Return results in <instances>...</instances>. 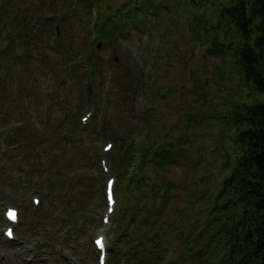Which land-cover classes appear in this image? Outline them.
Instances as JSON below:
<instances>
[{
	"label": "rangeland",
	"instance_id": "rangeland-1",
	"mask_svg": "<svg viewBox=\"0 0 264 264\" xmlns=\"http://www.w3.org/2000/svg\"><path fill=\"white\" fill-rule=\"evenodd\" d=\"M40 1L2 0L0 4V24L6 28V21L9 25L8 32L0 38V47L12 36L28 39L27 47L23 41L21 46L14 49L13 55L10 53L6 58L4 68L0 67V264H96L97 252L92 248V238L103 234L109 246L108 235L114 221L113 214L108 213L104 195L105 180L109 176L116 179L114 188L118 199L119 175L112 162L116 143L114 138L126 136L129 139L133 130L137 131L133 135H138L140 130L141 134L162 140L164 134L180 135L186 126L188 144L185 146L191 152L190 158H180L178 164L168 169L177 186L184 187L182 194L194 189L201 193L206 188L201 183L205 173L210 172L211 178L208 176L207 184L211 189L216 183L220 164L225 160L221 152L230 149L229 140L233 143V125L227 123L226 117L231 104L238 100L248 103L261 101L264 94L252 84L240 81L239 75L231 76V80L229 76H220L222 64L224 73L231 72L232 68L238 69L231 46L238 45L243 37L233 24L217 22L210 15V10L202 8L198 0H163L164 9L159 10L160 17L164 21L173 20L175 30L161 31L155 28L157 25L152 26V32L155 31L154 69L152 75L147 68L145 73L142 72L145 80L141 89L139 85L137 88L136 85L132 89L127 88V80L123 82L121 78L132 68L139 70L141 75L144 58L152 51L147 49L146 25L136 23L129 31L116 32L111 40L91 43L92 39L88 38L86 31H91V37L96 32L92 26L93 16L88 18L87 8L67 13L65 10L69 2L53 0L51 3L54 2L57 12H63V18L73 13L67 20H61L57 38L54 37L57 22L52 27L40 25L39 29H43L40 39L17 34L24 29L21 27L20 31V28H16L15 31V26H11L16 23L15 17L25 18L27 13L33 11L38 13ZM34 3L37 6H31ZM185 4L192 15L201 17L200 23L192 31L185 27L189 13ZM213 5L217 6L215 2ZM45 15H48L47 12ZM156 18L159 19L158 16ZM84 19H87V24H84ZM3 29L0 28V34ZM27 30L31 33L36 29L30 24ZM229 43L232 44L228 46ZM223 45L227 52L225 64L224 56L205 52L206 47L221 48ZM73 51L80 52L78 58L73 59ZM86 56L95 63L92 68H86L93 72L97 79L94 82L89 79L85 68H82L84 79L80 82L82 74L73 75L77 71L70 66ZM89 82L94 92L90 90L92 86ZM90 119L94 124L83 129L82 126ZM76 127L78 129L74 134L77 133V137H81L86 145H82V152L89 156L90 153L85 150L88 148L101 158L97 163L101 175L94 168L93 161H86L81 156L77 163L80 153L71 144L61 138L54 144V135H66ZM5 132L17 134L16 139L22 148L17 143H10ZM109 143L113 147L108 151L104 145ZM28 145H33L31 150H37L38 154L30 156ZM222 145L227 148H222ZM45 150L52 151L53 157L48 159ZM50 164L56 173L45 175V165ZM22 168L24 170L19 173ZM30 168L36 170L31 177L27 173ZM79 169L88 174L91 182V192L86 194L91 204L88 219L81 231L73 226L70 237L68 233L63 236L66 229L62 228L57 240L51 239L52 220L57 225L65 215V207L68 204L74 206L76 197L83 199L81 189L75 186L74 179L71 181L72 175L74 177ZM65 175L67 179L63 181ZM96 177L98 180H95ZM56 181L58 192L49 194L45 190L46 185ZM33 196L41 198L40 205L33 203ZM69 198L71 200L68 202ZM8 205L18 207L21 215L20 221L13 224L15 239L12 242L3 233L9 224L3 213ZM40 206L39 210L33 211ZM45 206L46 210L43 209ZM180 207L174 209L173 206L170 210L175 220ZM103 216L109 217L108 222L103 220ZM178 218L179 226L173 228L174 235L187 232L186 228H182V219ZM23 219V228L27 232L18 229ZM110 261L108 256L107 264Z\"/></svg>",
	"mask_w": 264,
	"mask_h": 264
},
{
	"label": "trees",
	"instance_id": "trees-1",
	"mask_svg": "<svg viewBox=\"0 0 264 264\" xmlns=\"http://www.w3.org/2000/svg\"><path fill=\"white\" fill-rule=\"evenodd\" d=\"M52 1L44 0L48 14L44 24L52 27L57 22L59 25L64 19L67 20L70 14L73 15V10L87 8L88 18L90 15L93 16L92 26L93 30L95 27L96 32L91 37V31H86L88 38L92 39L91 43L111 40L116 32L129 31L136 23L146 25L147 49L152 51L144 58L141 75L139 70L132 68L121 78L123 82L127 80L125 84L131 89L134 85L136 88L139 85L140 89L143 87L145 78L142 72L145 68L151 70L152 75L155 57L153 52L155 31L152 32V26L157 25L155 28L161 31L175 30L173 20L164 21V18L160 17L159 10L164 9L163 0H66L69 4L65 11L72 12L66 14L64 18L61 16L63 12H57ZM190 1L197 2V0ZM198 1L202 8L210 10V15L215 17L217 22L233 24L243 37L238 45L231 46L233 48L231 53L238 69L232 68L231 72L224 73L222 64L219 69L220 76H229L231 80V76L239 75L240 81L252 84L264 94V0ZM213 2L217 6H214ZM186 7L189 13L188 17L186 16L185 27L186 29L189 27L192 31L200 23L201 17L192 15L188 5ZM27 8L30 10L29 6ZM32 16V12L27 13L25 18L16 16V23L11 26H15V31L16 28L22 31L21 27H23V32L17 34H26L31 38L34 34V38L40 39L43 29L40 31L36 29L34 33L27 30ZM157 16L159 19L156 18ZM37 17L35 14L36 20ZM84 20V24H87V19ZM14 40L15 38L9 40L0 51L1 65L5 64L10 53L13 55ZM27 40L25 38L26 47ZM230 44L232 43L228 46ZM225 49L224 45L221 48L206 47L205 52L210 51L209 53L224 56L225 59L227 54ZM79 54L80 52L73 51V59L78 58ZM225 62L226 59L224 64ZM93 64L95 63L89 56L84 60L79 59L71 67L77 71L73 75L82 74V68L88 71L86 68H92ZM92 73L88 71V76L94 82L97 79ZM83 79L82 74L80 82ZM89 84L92 86V83ZM209 87L211 88L212 85ZM228 111L230 112L226 117L227 123L233 125L231 129L233 143L229 140L230 149H225L227 147L222 145L225 151L221 152V155L225 160L217 171L216 183L210 189L207 184L210 172L205 173L201 183L205 184L206 188L201 193H197L194 189L182 194L184 187L177 186L178 183L168 169L178 164L180 158H190L191 152L185 146L188 144V138L185 137L186 126L183 127L180 135L164 134L162 140L152 135L141 134L140 130L138 135H133L137 132L133 130L129 139L126 136L122 139L114 138L116 143L112 162L118 171L119 183L117 210L108 235L110 264H264V100L251 103L238 100L231 104ZM88 123L82 128L86 130L94 124L93 121ZM76 129L78 127L75 130L70 129L66 135L61 133L60 137L59 134L54 135V144L61 141L59 138L71 144L80 153L77 163L78 158L83 156L86 161H93L94 168L101 175L97 167L100 157H96V153L90 152L88 148L85 150L90 153L89 156L82 152V145H86L83 144L81 137H77V133L74 134ZM221 139L222 137L219 138V144ZM117 140H119L118 144ZM28 147L30 156L38 154L37 150H31L34 148L33 145ZM45 152L48 159L54 155L50 150ZM51 164L45 165L43 172L45 175L56 173L54 167L51 168ZM35 171L34 168H30L29 176ZM66 179L67 175L63 181ZM73 179L75 186L81 189L83 199H79L81 196L76 197L74 206L68 204L65 207L67 214L60 218L58 225L66 228L69 237L73 226L78 231L83 229L91 205L86 196L89 191L91 192L88 174L79 169L74 177L72 175V182ZM95 180H98L97 177ZM51 183L46 185L45 190L49 194H55L58 189L55 185L58 181ZM71 198L67 201L69 202ZM173 206L174 209L181 206L178 216L182 219V228L187 229L186 233L183 231L177 235L173 233V228L179 226L178 216L175 220L170 214ZM57 236L52 234L51 239Z\"/></svg>",
	"mask_w": 264,
	"mask_h": 264
},
{
	"label": "flooded vegetation",
	"instance_id": "flooded-vegetation-1",
	"mask_svg": "<svg viewBox=\"0 0 264 264\" xmlns=\"http://www.w3.org/2000/svg\"><path fill=\"white\" fill-rule=\"evenodd\" d=\"M39 4H38V6H37V9H38V13H35V12H37V11H33L32 13H33V16H32V18H31V24H34V22H35V14H37V21L39 22V25H38V31H40V30H42V29H39L41 26H42V24H44V21H45V3H44V0H41L40 2H38ZM32 6H34V4H32ZM32 8V7H31ZM41 25V26H40Z\"/></svg>",
	"mask_w": 264,
	"mask_h": 264
},
{
	"label": "snow or ice",
	"instance_id": "snow-or-ice-1",
	"mask_svg": "<svg viewBox=\"0 0 264 264\" xmlns=\"http://www.w3.org/2000/svg\"><path fill=\"white\" fill-rule=\"evenodd\" d=\"M14 215V214H13ZM98 243H100V242H98Z\"/></svg>",
	"mask_w": 264,
	"mask_h": 264
}]
</instances>
